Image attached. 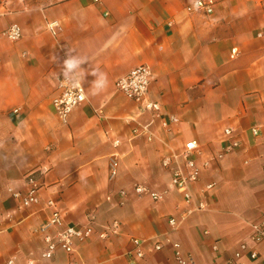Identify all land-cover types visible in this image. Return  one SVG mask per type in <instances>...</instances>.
I'll return each mask as SVG.
<instances>
[{"label":"crops","instance_id":"0c3cea01","mask_svg":"<svg viewBox=\"0 0 264 264\" xmlns=\"http://www.w3.org/2000/svg\"><path fill=\"white\" fill-rule=\"evenodd\" d=\"M194 1L0 0V264H130L133 237L147 241L140 264H176L168 238L195 264L234 260L241 242L264 264V241L250 238L264 214V0H216L212 13L189 12ZM55 21L57 35L48 27ZM12 24L22 28L18 41L4 34ZM142 63L153 70L150 97L179 118L168 127L154 123L152 141L132 132L151 115L115 86ZM61 73L78 75L86 93L67 123L52 103ZM227 127L241 145L216 159ZM194 139L203 147L198 162L211 158L194 185L208 209L172 229L168 218L182 209V194L172 190L154 201L133 185L164 190L171 176L162 157ZM115 140L121 158L112 181ZM210 182L213 189L202 193ZM33 185L39 205L24 207L9 191ZM49 199L67 225L84 226L94 215L93 234L73 255L60 249L41 258L43 236L35 229L52 213ZM115 220L117 232L100 237ZM238 261L249 263V253Z\"/></svg>","mask_w":264,"mask_h":264},{"label":"built area","instance_id":"2783aa9c","mask_svg":"<svg viewBox=\"0 0 264 264\" xmlns=\"http://www.w3.org/2000/svg\"><path fill=\"white\" fill-rule=\"evenodd\" d=\"M216 0H195L187 6L189 12L196 10H204L207 13L214 12ZM50 31L57 35L60 31V25L57 21L49 23ZM4 34L13 41H18L23 36V31L20 25L12 24L8 27ZM238 54V50H232V57ZM56 94L52 98L54 109L63 123H67L72 111L80 104L86 101V93L80 77L73 73H61L57 79ZM153 80V70L146 63L139 64L132 68L128 73L120 76L116 82V89L122 92L130 100L134 101L138 107L140 114L149 113L151 119L147 123H138L132 132L134 135H145L149 141L154 138V132L151 126L160 121L163 127H168L171 124L179 122L176 115H167L163 112L161 102L150 97V85ZM19 108L14 109V112H19ZM132 119L127 118L126 122L131 123ZM251 133L253 136L260 135V127H252ZM241 139L237 136L235 130L227 127L224 130V146L223 149L217 152L215 158L222 159L226 153L237 149L241 145ZM120 145V140H115L113 146L114 152L110 155L109 179L115 180L119 175L120 170V153L117 148ZM203 154V147L198 140H190L179 151H172L162 157V166L170 172V181L164 190H152L144 183L136 182L133 185V190L137 194H149L154 201H162L169 191L175 190L182 194L183 202L182 209L177 216L171 215L168 218V223L172 229H178L194 212L208 209V203L205 199H196L194 185L199 182L203 171L210 167L211 158H205L201 163L198 162V155ZM215 183L210 182L200 189L202 193H208L213 189ZM11 194L21 201L22 206L29 207L39 205L41 199L36 185L31 186L27 191L15 190L9 188ZM121 197L125 196L127 191L121 189L119 191ZM47 206L52 208L50 217L41 223L35 230L42 234L44 248L41 253L42 259L52 258L60 249L66 251L70 255L75 252V245L89 238L95 229L94 215L90 216L88 224L84 226L67 225L62 211L58 208L57 203L53 199L47 201ZM3 217H0V225L3 222ZM119 222L113 221L100 234V237L106 238L110 231L117 232ZM250 238L254 243L264 241V214L260 221L251 224ZM133 247L130 251V264H140L145 257V246L147 241L142 238L133 237L131 239ZM174 251L176 264H195L192 254L185 253L178 241L167 239ZM163 247L162 242L155 244V249L160 250ZM214 250H218V245H213ZM249 253L250 262L243 263L238 260L242 258L244 253ZM234 260H228L221 264H257V252L249 250L247 242H241L238 249L235 251ZM10 260L8 264H12ZM69 264H75L73 260ZM215 264V263H210Z\"/></svg>","mask_w":264,"mask_h":264},{"label":"clouds","instance_id":"9594fccd","mask_svg":"<svg viewBox=\"0 0 264 264\" xmlns=\"http://www.w3.org/2000/svg\"><path fill=\"white\" fill-rule=\"evenodd\" d=\"M65 63L67 64L68 67H71L72 66V61L71 60L66 61Z\"/></svg>","mask_w":264,"mask_h":264},{"label":"rangeland","instance_id":"374dc122","mask_svg":"<svg viewBox=\"0 0 264 264\" xmlns=\"http://www.w3.org/2000/svg\"><path fill=\"white\" fill-rule=\"evenodd\" d=\"M48 1H52V0H48Z\"/></svg>","mask_w":264,"mask_h":264}]
</instances>
